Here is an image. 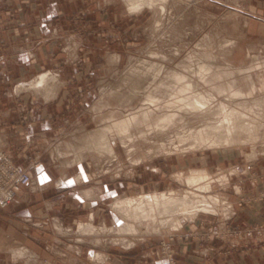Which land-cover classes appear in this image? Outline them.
<instances>
[{"label":"rangeland","instance_id":"1","mask_svg":"<svg viewBox=\"0 0 264 264\" xmlns=\"http://www.w3.org/2000/svg\"><path fill=\"white\" fill-rule=\"evenodd\" d=\"M244 1L158 0L154 6L135 11L127 7L126 0H0V132H4V128L20 130L28 124H36L42 113L46 117L44 123L54 130L47 136L50 145L45 141L41 146L33 144L25 148L22 156L0 141V210L30 183L31 169L39 166L43 158L55 162V157H49L51 150L62 161L75 159L76 154L66 142L74 143L77 139L64 133L77 130L82 134V126L88 133L97 129L109 115L120 120L140 108L152 107L145 101L147 95L152 91L160 100L167 99L177 88L176 74L187 72L188 78L198 85L197 89L213 93L215 103L223 101L237 106L242 97L218 92L223 88L228 92L234 85L247 88L244 74L237 73L236 69L264 63L263 17L253 18ZM27 17L30 23L23 29L22 23ZM44 21L50 29L57 27L56 32L43 28ZM198 61L210 63L208 77H198ZM46 70H56L60 75L62 100L45 107L31 102L34 98L30 92L19 94L15 86ZM254 80H258L257 76ZM132 84H136L137 89ZM217 85L220 88H215ZM213 107L214 111L211 109L204 119L193 116L187 119L186 116L185 120L166 129L168 131L154 130L145 134L144 140L127 143L130 147L136 145L133 155H126L117 141L118 159L95 151L93 154L97 156L96 162L103 157L109 160L103 168L108 177L105 182L109 184L110 197L106 200L109 207L118 197L138 193L172 188L192 191L193 187L182 186L173 175L190 168H206L214 180L219 178L220 172L226 178L211 184L212 191L199 192L208 195L207 199L211 198L219 211L199 212L186 219L180 229L166 226L159 231L143 221L145 225L137 232L85 235L95 243L103 241L114 255L144 257L151 251L160 264H181L180 243H218L219 249L212 245L208 250L221 249L227 257L235 252L264 249V138L256 142L258 152L252 158L246 157L251 152L249 144L192 149V140H183L189 131L205 123H216L220 115ZM168 110L155 109L153 117L136 123L131 133L138 136L148 132V124L159 114L176 109ZM6 112H11V116L2 115ZM21 143L20 138H14L10 146L17 149ZM87 155V160H91L89 152ZM143 156L147 159L145 163L133 167L127 158ZM101 170L100 167L97 171ZM226 201L228 214L226 206L222 205ZM107 208L99 209L94 225L102 223V213H106ZM110 218L107 227L118 223L117 219L113 221L114 217ZM122 224L119 218L116 225ZM13 245L16 246L14 239L0 236V251Z\"/></svg>","mask_w":264,"mask_h":264},{"label":"crops","instance_id":"2","mask_svg":"<svg viewBox=\"0 0 264 264\" xmlns=\"http://www.w3.org/2000/svg\"><path fill=\"white\" fill-rule=\"evenodd\" d=\"M244 2L247 12L255 19L263 17L264 22V0H245ZM29 20L27 17L22 23L23 29L29 25ZM46 23V21L42 22V27L47 31L54 29L55 33L57 27L50 29ZM55 72L56 70H46L37 74L39 77L41 74L48 73L55 78L54 92L50 97H44V94L42 96L40 92H34L29 87L28 84L38 78L37 76L31 80H21L16 84L15 89L19 94L30 92L34 98L31 102L35 104L45 105V107L53 106L52 104L62 100L60 97L62 81L60 75ZM2 115L8 117L11 116V112L2 113ZM44 116V113L39 114L36 124H28L20 130L4 128V132H0V141L9 150L21 156L25 154V148L33 144L41 146L40 144L45 141L50 145L47 136L54 130H50L44 123L46 119ZM82 129V134L77 130L64 133L72 139H77L74 143L66 142L76 156L78 155L74 160L62 161L54 155L53 150H49L51 152L49 157H55V162L53 160L49 162V160L46 161V157L43 158L39 166L31 169L30 183L20 190L18 196L9 205L0 210V236L11 237L16 245L24 250L23 255L12 253L11 250H1L0 264H160L161 261L155 259L151 251L146 252L144 257L132 254L114 255V251L106 247L102 241L104 234L102 242L95 243L90 236L79 233L78 223L89 221L94 223L100 208L108 207L106 213H102V223L98 226H107L111 216L114 217L113 221L117 219L119 223L118 215L106 201L110 194L109 184L105 182L108 179L107 173L103 168L109 160H104L103 157L96 162L97 156L91 149L84 148L76 152L77 147L82 146V140L84 141L87 135L94 131L90 130L87 133L84 126ZM14 138L22 140L21 147L13 149L10 146ZM19 148L21 150H18ZM87 152L90 153L89 161ZM100 167L102 170L99 172L97 170ZM86 184L89 185L84 186ZM94 206L97 207L94 208ZM118 223L113 222L110 225ZM58 225L60 229L57 228ZM212 245L218 246V243H207V245H199L195 242L180 243L178 248L181 264H264V249L235 252L227 257L223 255L221 249L209 251ZM97 253L100 256H97ZM226 259L228 261H225Z\"/></svg>","mask_w":264,"mask_h":264},{"label":"bare ground","instance_id":"3","mask_svg":"<svg viewBox=\"0 0 264 264\" xmlns=\"http://www.w3.org/2000/svg\"><path fill=\"white\" fill-rule=\"evenodd\" d=\"M157 1L158 0H126L127 7L130 10H135V11H141L146 6H154L155 2ZM212 58L210 57L211 60ZM206 59H209V57ZM198 62L200 64V61ZM209 64L205 63V64H200L198 66V69L196 71L198 77L203 78L205 77V75H207L208 71L210 70ZM255 70L257 71L256 73H254ZM236 71L237 73L240 72L244 74V78L248 82V85H246L247 88L242 89L238 85L237 86L234 85V88L230 86L228 92H225V88H223V90L219 89L221 91H219L218 93H222V94L225 93L227 95H232L239 98L242 97V100L237 102V106L228 105L226 102L223 101H218L215 103V101L217 100H214L213 93L211 92L212 94H209L207 92L201 91L202 89L200 90L197 89L198 85L193 83V80L191 81L188 78V76L186 75L187 72L186 74L184 73L176 74L175 76L179 80L177 82V88L175 89V91H173L170 94V96L167 99L162 101L158 97L153 95L151 91V93L147 95L145 101L150 103L151 106L153 105L152 107L147 106L140 108L139 110L133 112L128 117L124 119H122L123 118L122 117L120 120L114 118L113 115H112L113 117L110 115L107 116L106 117L107 119H105V121L102 122L101 125L96 130H94L89 135H87V138H85L84 141L82 140V146L79 145L80 147H77L76 150L81 151L84 148L91 149L99 153L100 155H105L106 157L109 156V158L111 157L114 159H118V155L116 154V149H115V147H117L115 141H117L120 144V147L123 149V151L127 153L126 155H133V152L136 149L135 148L136 145L134 147H130V145H128L127 143L130 144L131 142L135 143L136 139L144 140L145 134L151 133L154 130L155 132L156 131L165 132L166 129H168L171 125L175 124L177 121L185 120L186 116L187 119H189L190 116H193L192 118L203 117L204 119V116L207 113L211 112L213 104L215 103L214 105H216V108L215 107L213 108L216 109V114L220 115L216 123H211V122H210L211 124L205 123L201 127L189 131L188 134H186L187 137L183 138V140L190 138L192 140V142H190L192 149L201 148V147L225 148V147L240 146V145L246 146L249 144L251 147V152L246 154V157L252 158L258 152V150L256 151V144H257L256 142H259L261 141V139L264 138V63L263 65H253L244 68L239 67L238 69H236ZM228 73L226 74L228 75ZM188 75L190 76V74ZM254 76H257L258 80H254ZM54 80L55 78L52 75H48V73L41 74L39 75L38 78H36L32 82L29 81L30 83L28 82L29 83L28 85L31 88V90H33L34 92H40L41 95L44 94V97H50L54 92V88H53ZM227 80L228 79L224 81L227 82ZM136 84L135 85L132 84L134 88H136L135 87ZM218 86L219 85H217V87L215 88H220ZM173 107L176 109L175 111H171V113L167 112L165 114H159L157 119L154 120V122L152 121L153 123L148 122L149 123L147 127L148 132L147 131L145 133L141 132L139 133L138 136H134L131 133L134 125L138 122L142 123L145 122L147 119H149L153 115V113H155L153 112L155 111V109L160 111L162 108H165L167 110L169 109L168 111H170L173 109ZM212 110L214 111V109ZM186 114H189V116ZM205 117H207V115ZM163 143L164 141L160 145L162 146ZM127 158L130 164L132 165V167L135 165L137 166L139 164L145 163V161L147 160L144 159V156L143 158L142 157H136V158L127 157ZM119 173L120 172L118 171L117 174ZM222 173L223 172L219 173L220 180H226V178L224 177L225 176L224 173L223 174ZM213 178L214 177H212V175L206 168H190L187 171H183V172L179 171L173 175V179L182 186H189L190 188L193 187L197 193L193 191L194 190L193 188L192 191H187L182 189L175 190L174 188H172V189H168L167 191H153L149 193H140V194L138 193L136 196H125L123 198L118 197L115 199V201H112L110 207L118 215V217L123 220L122 225L120 226L113 225L107 227L105 225L96 226L91 221L86 223L80 222L78 223V231L80 233L90 234V235H95V234L98 235L110 231H118V233L121 232L126 234L128 232H137L141 228L140 226L144 224L143 221H145L146 224L148 225L149 224L154 225L155 229H158L159 231L160 230L163 231V229H165L166 226L170 227L169 229H174V228L180 229L183 225V222L186 219L188 218L190 219L191 217H194L199 212L215 213L219 211L218 208L214 206L212 199L210 198L211 201L207 199V197L209 198L208 195L206 197V195H201L199 193V192L207 193L209 192V190L212 191V185L215 183L216 180L217 181L219 180V178L216 180H214ZM221 203L223 202L221 201ZM227 204L228 203L226 201L222 205L226 206ZM218 205L220 208L222 207L220 204ZM225 208H226L225 212H227L228 210L227 206ZM225 212L223 213L225 214ZM57 228L60 229L59 225ZM96 242L98 243L99 241L96 240ZM22 249L19 248L17 245L16 246L13 245L10 248L6 247V250H11L12 253H16L17 255H21V254L23 255L24 250ZM96 255L100 256L99 253H97ZM13 257H15L14 254Z\"/></svg>","mask_w":264,"mask_h":264},{"label":"built area","instance_id":"4","mask_svg":"<svg viewBox=\"0 0 264 264\" xmlns=\"http://www.w3.org/2000/svg\"><path fill=\"white\" fill-rule=\"evenodd\" d=\"M25 181H26V180H25ZM11 197H12V196H10V197H7V198H8V199H11ZM8 199H6V200H8ZM0 201H1V200H0Z\"/></svg>","mask_w":264,"mask_h":264}]
</instances>
